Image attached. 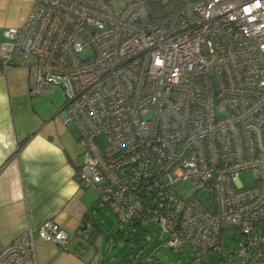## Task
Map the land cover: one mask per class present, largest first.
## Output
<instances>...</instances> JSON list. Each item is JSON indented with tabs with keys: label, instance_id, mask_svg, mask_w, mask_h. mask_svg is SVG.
<instances>
[{
	"label": "built area",
	"instance_id": "2783aa9c",
	"mask_svg": "<svg viewBox=\"0 0 264 264\" xmlns=\"http://www.w3.org/2000/svg\"><path fill=\"white\" fill-rule=\"evenodd\" d=\"M0 63L26 68L33 94L63 90L64 123L86 144L79 179L120 223L156 226L168 249L189 244L198 260L263 264L264 0H176L158 20L148 0H34L5 31ZM36 234L64 250L75 238L49 220L0 264H38Z\"/></svg>",
	"mask_w": 264,
	"mask_h": 264
},
{
	"label": "crops",
	"instance_id": "0c3cea01",
	"mask_svg": "<svg viewBox=\"0 0 264 264\" xmlns=\"http://www.w3.org/2000/svg\"><path fill=\"white\" fill-rule=\"evenodd\" d=\"M33 4L34 0H0V43L5 31L24 24ZM30 87L26 68L0 63V251L27 229L37 231L55 220L75 238L64 250L36 234L38 264H96L94 252L84 245L96 233L92 219L101 204L98 189L86 187L79 179L86 144L74 125L64 123L62 102L53 103L51 113L43 108V96L61 88L33 94ZM85 221L92 225L90 238L79 232ZM205 255L198 260L194 252L174 263L155 260L152 264L230 261L222 257L216 262L213 254Z\"/></svg>",
	"mask_w": 264,
	"mask_h": 264
},
{
	"label": "rangeland",
	"instance_id": "374dc122",
	"mask_svg": "<svg viewBox=\"0 0 264 264\" xmlns=\"http://www.w3.org/2000/svg\"><path fill=\"white\" fill-rule=\"evenodd\" d=\"M43 98H45L42 101L44 103L43 108L48 113L53 111V103L62 102L63 105L66 103V97L62 89L43 96ZM61 114L64 118L63 111ZM240 179L246 187L254 185V179L250 171L242 173ZM178 193L183 197L192 196L194 187L190 182H187L178 189ZM94 211L92 224L96 233L92 242L85 241L84 245H87L94 252L96 264H152L155 260L174 263L173 261L189 257L195 252L189 244L178 250L168 249L164 244L163 237L159 234L161 233L160 230L156 226L122 224L114 213L102 203L98 204ZM225 227H228V229L224 230L222 243L225 254H228L236 248L235 231L230 230V226ZM209 254H213L210 256L216 262L217 260L219 262L223 257L222 254ZM139 255L141 256L137 258ZM225 264H232V261Z\"/></svg>",
	"mask_w": 264,
	"mask_h": 264
},
{
	"label": "trees",
	"instance_id": "16d2710c",
	"mask_svg": "<svg viewBox=\"0 0 264 264\" xmlns=\"http://www.w3.org/2000/svg\"><path fill=\"white\" fill-rule=\"evenodd\" d=\"M175 3L176 0H148L152 18L154 20L162 18L175 7ZM79 232L83 233L81 229L79 230ZM89 236L90 233L86 237L90 238Z\"/></svg>",
	"mask_w": 264,
	"mask_h": 264
}]
</instances>
